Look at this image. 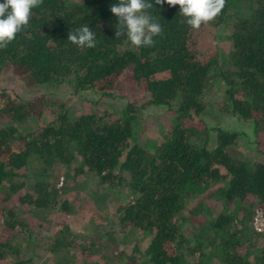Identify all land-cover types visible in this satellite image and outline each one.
<instances>
[{"label": "trees", "instance_id": "1", "mask_svg": "<svg viewBox=\"0 0 264 264\" xmlns=\"http://www.w3.org/2000/svg\"><path fill=\"white\" fill-rule=\"evenodd\" d=\"M150 2L148 12L163 29L152 47L136 48L115 37L117 17L110 6L118 0H43L32 9L28 26L0 49V72L9 65L28 86L61 84L71 94L87 89L109 93L125 75L149 94L141 104L126 100L113 111L72 113L60 102L54 115L33 128L26 122L43 116L53 100L42 93L26 98L0 89L2 200L28 184L18 200L36 211L38 227L55 209L76 211L78 206L59 197L54 182L61 166L73 168L74 175L97 176L110 188L106 193L130 188L132 197L117 205L115 213L121 225L149 235L143 250L148 264H190L187 256L196 264H252L254 244L242 229L256 205L264 212V159H248L238 144L239 131L209 127L204 114L212 106L214 112L250 122L264 152V0H226L218 16L199 29L184 22L178 5ZM230 21V46L224 54L198 47L197 33L208 26L215 35L217 26ZM85 24L96 35L93 48L67 40L69 31ZM214 81L221 82L217 94L208 91ZM150 104L164 107L167 127L151 151L138 136L133 138L135 120ZM20 167L26 170L21 173ZM14 176L20 180L6 182ZM215 203L222 207L210 210ZM6 210L4 228L10 234H0V260L14 247L18 253L12 231L25 234L31 247L36 242L24 218ZM108 235L109 229L97 238L84 235L63 222L45 245L50 252L46 259L49 264H91L72 254L77 242L85 250ZM33 251L6 264L32 261ZM254 258L264 263V253ZM127 259L135 264L138 256Z\"/></svg>", "mask_w": 264, "mask_h": 264}, {"label": "rangeland", "instance_id": "2", "mask_svg": "<svg viewBox=\"0 0 264 264\" xmlns=\"http://www.w3.org/2000/svg\"><path fill=\"white\" fill-rule=\"evenodd\" d=\"M244 7V6H242ZM242 7H239L242 9ZM231 30V21L222 23L217 26L215 35L211 33L213 30L211 27H206L204 32L196 34L197 45L201 49L205 48L206 51L218 49L223 54L229 48V39L227 33ZM221 54V53H220ZM26 97L31 98L38 93L46 95V97L53 100L48 102L43 108V116L34 117L27 121L26 124L31 127H36L40 121L49 118L50 114L54 115L57 111L58 104L63 103L70 109L72 113L84 112L87 110L100 111H113L116 105L125 103L126 100L134 102L135 104H141L149 98L148 92L143 90L140 86L130 83L126 80L125 75H121L116 83L115 88L109 93H101L95 89H87L75 94L69 93L67 87L63 85H47V84H33L26 85L16 74H14L9 65H5L0 72V89ZM209 93L217 94L221 91V82H212ZM118 95V96H113ZM120 95V96H119ZM56 109V110H55ZM164 107L159 105L146 106L140 116L136 118L134 123V137H139L140 142L149 147V150H153L155 144L160 140L163 133L166 131V115L164 113ZM204 118L209 127L211 126H223L228 128H234L239 131L238 144L240 150L250 160L264 159V152L260 144L255 140L252 124L246 120H241L236 116L229 114H219L214 112L212 106L206 107ZM21 173L24 172L23 167L18 168ZM29 171H27L28 173ZM30 174V173H29ZM20 180V177H8L9 180ZM27 180L29 178H26ZM55 185L60 188L59 197L67 198L70 202L78 206L76 211L62 212L55 209L50 215V220H41L42 225L38 227L39 218L36 215V211L27 205H23L19 202L18 196L26 190L27 185L21 187L15 193H12L7 199L4 198V193L0 192V234L4 237H9L10 230L6 226L4 228V220L8 217L6 209H12L16 215L22 216L27 222L26 226H31L34 230L36 242H32V247L26 243L24 239L25 234H16L11 236L15 247L8 252L7 257L0 260V264H6L13 259V256H21L20 258H26L30 256L32 250L34 258L32 261H24L18 264H49L51 261L46 258L50 256L48 248L45 246L48 239L52 235L53 231L62 226L65 222L69 224L73 229L84 235H91L99 237L100 232L109 229V235L105 238L100 245L93 247L88 245L89 248L81 250L82 247L77 242V249L73 250L72 254L76 259L88 258L91 264H127V255L135 254L138 259L135 264H148L146 255L143 250L147 245L149 235L135 227L123 226L118 221L119 214L115 213L117 205L121 202H125L132 197V191L130 188H121L120 193L111 192L109 187L99 182L97 176H87L86 174L74 175V169L67 170L64 166L59 168L58 173L54 178ZM65 186V190L62 187ZM118 187H116L117 189ZM115 190V188H113ZM189 198L187 202L192 203L195 201V197ZM220 203H215L212 207L213 211H217L221 208ZM48 214L45 215V217ZM264 217L263 206L261 204L256 205L253 208L248 219L243 221V236L252 237L251 252L249 253L252 264H261L254 258V254L261 256L263 253L259 249H264V232L257 230V225ZM235 221V220H233ZM19 226V225H18ZM16 227V226H15ZM104 228V229H103ZM252 231H255L252 234ZM256 238V242L253 239ZM101 239V238H100ZM34 240V238L32 239ZM245 244L248 241H244ZM20 246V247H19ZM254 248H257L255 251ZM32 255V254H31ZM186 260H189L190 264H196L195 259L192 256H187ZM259 260V259H258ZM264 264V263H263Z\"/></svg>", "mask_w": 264, "mask_h": 264}, {"label": "clouds", "instance_id": "3", "mask_svg": "<svg viewBox=\"0 0 264 264\" xmlns=\"http://www.w3.org/2000/svg\"><path fill=\"white\" fill-rule=\"evenodd\" d=\"M43 0H2L0 2V49L7 48L18 33L29 24L32 9L39 7ZM155 4L167 3L179 6V15L192 29L211 22L225 7L226 0H154ZM153 9L150 0H118L110 6L117 17L115 37H124L136 48L152 47L153 37L162 34L161 24L148 12ZM67 40L80 48L96 46V35L87 24L69 31Z\"/></svg>", "mask_w": 264, "mask_h": 264}, {"label": "built area", "instance_id": "4", "mask_svg": "<svg viewBox=\"0 0 264 264\" xmlns=\"http://www.w3.org/2000/svg\"><path fill=\"white\" fill-rule=\"evenodd\" d=\"M257 230L264 232V217L262 218V220L257 225Z\"/></svg>", "mask_w": 264, "mask_h": 264}]
</instances>
